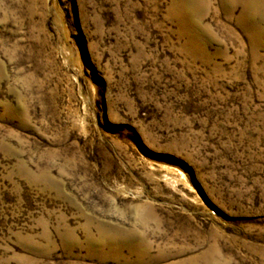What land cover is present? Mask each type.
<instances>
[{
  "label": "rangeland",
  "instance_id": "374dc122",
  "mask_svg": "<svg viewBox=\"0 0 264 264\" xmlns=\"http://www.w3.org/2000/svg\"><path fill=\"white\" fill-rule=\"evenodd\" d=\"M0 264H264V0H0Z\"/></svg>",
  "mask_w": 264,
  "mask_h": 264
}]
</instances>
